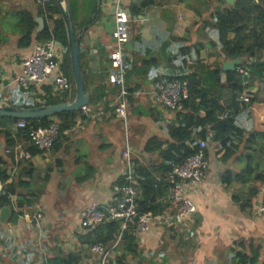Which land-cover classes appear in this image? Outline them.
<instances>
[{
  "label": "crops",
  "instance_id": "1",
  "mask_svg": "<svg viewBox=\"0 0 264 264\" xmlns=\"http://www.w3.org/2000/svg\"><path fill=\"white\" fill-rule=\"evenodd\" d=\"M65 1L78 24L92 21L79 34L80 63L87 92H95L100 101L96 108L89 106L93 115L77 111L75 124L58 134L55 147L49 152H35L27 162L16 163L12 155L4 154L8 149L6 140L14 139L17 128L16 123L0 118V176L4 177V205L0 211H8L0 221V264H47L49 260L50 264H61L63 260L98 264L90 247L103 227L83 229L80 215L87 205L103 207L113 202L114 187L124 172L121 152L125 136L137 167L157 168L160 164V152H147L146 143L167 141V128L174 118L153 100V83L165 78L163 74H183L196 61L220 68L224 80L222 65L229 61L219 54L208 24L212 14L225 8L226 0H123L122 8L130 21L122 53L134 68L129 84L133 93L127 101L124 127L114 112L116 98L109 92L116 45L111 1ZM141 2L152 4L142 7L136 19L131 18L129 6L139 7ZM93 3L95 13L90 12ZM40 6L39 0H0L2 105H10V100L20 103L14 95L18 89L13 86V79L22 61L40 43L35 37L44 23L51 27L46 16L40 15ZM18 13L30 15L34 22L26 47L25 43L20 45L22 23L16 22L11 31H4V19H17ZM46 87L53 89L51 80L41 88L22 91L31 90L30 96L42 98ZM256 87L245 89L244 94L255 93ZM35 101L39 102L38 98ZM251 113L252 124H246V130L264 132V101L254 104ZM20 143L23 142L12 141L14 146ZM253 145L257 147L255 157L264 168V141H253ZM216 152L217 149L208 150V168L200 183L182 184L183 194L194 204L196 212L178 220L176 205L171 204L163 215L174 218L173 222L161 220L138 235L129 229L132 236H126L125 231L109 264H237L236 254H248L250 247L258 250L260 262H264V219L256 212L257 205L264 200V185L256 196L250 197L247 185L223 183L224 170L237 174L241 165H222ZM140 194L138 185L137 199ZM237 198L241 200L239 204ZM160 200L156 198L157 202ZM245 203L247 206H243ZM35 213L41 215L40 223L34 222ZM116 237L117 232L112 236V244ZM112 244L104 246L109 248Z\"/></svg>",
  "mask_w": 264,
  "mask_h": 264
},
{
  "label": "trees",
  "instance_id": "2",
  "mask_svg": "<svg viewBox=\"0 0 264 264\" xmlns=\"http://www.w3.org/2000/svg\"><path fill=\"white\" fill-rule=\"evenodd\" d=\"M94 2V1H93ZM152 3L141 2L139 7L129 6L128 11L131 18L136 19L141 8ZM70 15L74 37L78 38L79 58L80 53V31L90 26L92 21L88 19L82 24L76 22L69 5L66 3ZM40 15H45L46 20L50 21L51 27L44 23L43 27L36 35L35 40L45 43L50 40L58 42L63 49L61 62V72L70 83V91L55 92L51 87H46L45 95L32 97L31 90H15L14 95L19 99V104L9 101L11 107L17 109H33L42 106H52L63 104L74 98L75 90L70 69L69 49L65 34L64 23L60 17V11L55 0H49L40 6ZM95 13V4L90 9ZM17 22L23 24L20 38V45L25 43L29 45L30 36L34 29V22L30 15L18 13ZM55 17V18H54ZM209 28L211 35L215 39V45L219 54L225 60L243 59L241 66L247 71L248 77H240L236 71L225 72L224 80L221 79L222 71L220 68L209 67L196 61V65L185 68L182 73L163 74L162 77L168 80L186 82L188 99L184 103L183 110L172 113L173 121L167 128L168 140L164 143L149 140L146 143V151L160 152V164L157 168H140L134 162V176L138 179L141 194L137 199V207L140 213L150 212L153 215H162L171 209V203L167 201L166 193L168 185L164 179L169 172L171 163H179L183 159L192 156L198 150V143L206 142L204 150L205 157L208 156L209 149H217L216 155H220L219 162L228 167L236 162L241 165L237 174L231 175V170L225 169L222 176V182L236 185H247L250 197L256 196L258 189L264 185L263 163L255 157L257 147L253 141H264V132L249 133L245 125L251 126V107L264 101V89L260 88L253 94H247V100H241L240 96L244 94L245 89L251 88L256 84L264 87V0H233L225 4V8L215 12L210 17ZM127 69L125 70L124 82L127 91L126 100H131L133 89L130 88L133 67L124 57ZM186 60V59H185ZM185 60L181 62L186 63ZM261 63V64H258ZM83 75V91H88L87 81ZM183 68V67H182ZM190 70H193L190 72ZM110 95L117 97L119 91L114 85L109 88ZM14 96V97H15ZM35 98L39 102L35 101ZM97 101L100 98L92 92L89 94L88 107L96 108ZM108 104V103H106ZM76 112L61 113L52 119L41 121H28L26 128L15 130V141L26 142L27 134L31 129L47 127L50 121L60 122L59 135L75 124ZM202 114V115H201ZM225 114V115H224ZM10 123L18 121L3 119ZM6 137L8 135L4 133ZM59 135L53 147L59 140ZM13 140H6L7 148H12ZM161 146H165L163 149ZM31 154L37 151L34 147H28ZM4 177L0 176V181ZM122 179L117 182L121 184ZM156 198H161L160 202ZM165 198L164 203L162 200ZM264 199V196H263ZM3 197L0 198V207L4 205ZM235 200V199H234ZM240 199H236L239 204ZM2 201V202H1ZM245 203L243 206H247ZM240 205V207H243ZM103 230L95 242L112 244V236L118 231V222H107L101 225ZM100 226L97 228L99 229ZM126 236H132L130 231L125 232ZM108 241V242H107ZM235 263L237 264H264L260 262V256L257 249L250 247L248 254H236ZM51 260L47 261L50 264ZM61 264H72L69 261H61Z\"/></svg>",
  "mask_w": 264,
  "mask_h": 264
},
{
  "label": "built area",
  "instance_id": "3",
  "mask_svg": "<svg viewBox=\"0 0 264 264\" xmlns=\"http://www.w3.org/2000/svg\"><path fill=\"white\" fill-rule=\"evenodd\" d=\"M48 1L40 0V5ZM110 1L116 38V51L113 55L114 72L110 75V81L119 91L114 112L125 127L127 91L124 75L127 65L124 61L122 45L128 39L127 24L130 20L122 8L123 0ZM61 50V45L54 40L35 44L28 57L22 61L19 72L13 79V86L23 90L38 89L51 80L55 92L70 91V83L61 72ZM235 71L240 77H248L247 71L242 66L236 67ZM151 96L156 104L167 111L171 113L180 112L188 99L187 84L184 81L178 82L163 78L153 83ZM247 98L248 96H245V94L240 96L242 101H246ZM81 112L93 115L88 107L82 108ZM16 128L24 129L26 123L20 120L16 123ZM59 128V122L53 120L50 121L47 127L31 129L27 134L28 141L5 149L4 154L12 155L16 163L30 161L32 154L24 146L34 147L40 153L49 152L57 140ZM205 149L206 142L201 141L198 143L196 153L179 163L169 165L165 183L168 185L167 201L176 205L175 219L183 220L196 212L194 204L185 198L182 184L187 183L194 186L204 179L208 168V162L204 155ZM121 159L124 164L123 182L114 187L113 202L103 207L95 204L87 205L80 215V226L86 230H96L107 222L115 221L119 223L116 240L109 248L101 242H95L91 245L90 252L96 256L98 264H109L111 253L120 243L125 231L130 229L136 235L143 234L151 225L157 224L161 220L171 223L174 219L163 214L153 215L150 212L140 213L138 211V183L134 177L132 155L128 141L125 142L124 149L121 152ZM3 191L4 183L0 181V198ZM256 212L260 218L264 219V200L257 205ZM33 220L35 223H40L42 217L39 213H35Z\"/></svg>",
  "mask_w": 264,
  "mask_h": 264
},
{
  "label": "water",
  "instance_id": "4",
  "mask_svg": "<svg viewBox=\"0 0 264 264\" xmlns=\"http://www.w3.org/2000/svg\"><path fill=\"white\" fill-rule=\"evenodd\" d=\"M55 1L58 5L60 17L65 27V34L69 49L70 69L75 90L74 98L71 101H68L63 104L42 106L33 109H17L6 104H0V118H6L15 121H41L44 119L55 117L61 113L77 112L81 108L87 106L89 103V93L83 91L84 81L80 68L78 38L74 37V32L72 29L71 19L68 13L66 1ZM226 2L230 5L232 3V0H226ZM242 63L243 59L240 58L226 61L222 65V70L224 72H232L234 71L235 67H238ZM7 215L8 211L6 209L1 210L0 221H3Z\"/></svg>",
  "mask_w": 264,
  "mask_h": 264
},
{
  "label": "rangeland",
  "instance_id": "5",
  "mask_svg": "<svg viewBox=\"0 0 264 264\" xmlns=\"http://www.w3.org/2000/svg\"><path fill=\"white\" fill-rule=\"evenodd\" d=\"M16 22H17V19L16 18H7V19H4V31H9V30L11 31V25H13ZM122 50H123V45H122ZM115 51H116V45H115ZM115 51H114V53H115ZM256 86H257L256 87V91H258L260 88L264 89V87L262 85L256 84ZM260 116H262V115H260ZM259 121H261V120H259ZM124 139H125V141H124V146H125V142L128 141L127 136H125ZM128 143H129V141H128Z\"/></svg>",
  "mask_w": 264,
  "mask_h": 264
},
{
  "label": "clouds",
  "instance_id": "6",
  "mask_svg": "<svg viewBox=\"0 0 264 264\" xmlns=\"http://www.w3.org/2000/svg\"><path fill=\"white\" fill-rule=\"evenodd\" d=\"M239 66H241V65H239ZM236 68V67H235ZM235 70V69H234ZM167 79V78H166ZM117 98V97H116ZM126 104H127V100H126ZM115 106H116V102H115ZM115 106H114V110H115ZM85 107H88V105L87 106H85ZM84 108V107H83ZM89 108V107H88ZM82 109V108H81ZM81 109L79 110V111H81ZM127 109V108H126ZM91 110V109H90ZM92 111V110H91ZM93 112V111H92ZM169 112V111H168ZM94 113V112H93ZM171 113V112H170ZM50 119H52V118H50ZM20 121V120H19ZM23 121V120H22ZM53 121V120H52ZM55 121H57V120H55ZM58 138V137H57Z\"/></svg>",
  "mask_w": 264,
  "mask_h": 264
}]
</instances>
